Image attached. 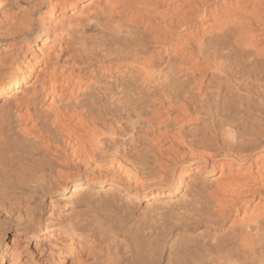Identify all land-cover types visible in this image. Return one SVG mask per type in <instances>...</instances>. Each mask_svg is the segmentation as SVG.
<instances>
[{
    "label": "bare ground",
    "instance_id": "6f19581e",
    "mask_svg": "<svg viewBox=\"0 0 264 264\" xmlns=\"http://www.w3.org/2000/svg\"><path fill=\"white\" fill-rule=\"evenodd\" d=\"M0 264H264V0H0Z\"/></svg>",
    "mask_w": 264,
    "mask_h": 264
}]
</instances>
